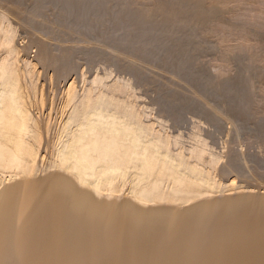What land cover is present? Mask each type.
<instances>
[{
  "label": "bare ground",
  "instance_id": "bare-ground-1",
  "mask_svg": "<svg viewBox=\"0 0 264 264\" xmlns=\"http://www.w3.org/2000/svg\"><path fill=\"white\" fill-rule=\"evenodd\" d=\"M4 16L0 185L10 183L0 189V264H264V194L201 201L218 187L220 157L197 132L185 147L156 129L130 82H107L110 73H95L82 92L65 87L66 114L52 130L31 110L45 104L36 64L23 61L20 73ZM51 130L56 170L32 180Z\"/></svg>",
  "mask_w": 264,
  "mask_h": 264
},
{
  "label": "rangeland",
  "instance_id": "rangeland-1",
  "mask_svg": "<svg viewBox=\"0 0 264 264\" xmlns=\"http://www.w3.org/2000/svg\"><path fill=\"white\" fill-rule=\"evenodd\" d=\"M1 13L16 28L19 68L36 64L45 104L31 110L50 118L52 130L66 114L58 112L65 87L74 81L82 92L96 74L110 73L107 82H130L156 129L185 147L197 132L220 157L218 187L188 206L264 194V0H0ZM52 136L32 180L56 170Z\"/></svg>",
  "mask_w": 264,
  "mask_h": 264
}]
</instances>
